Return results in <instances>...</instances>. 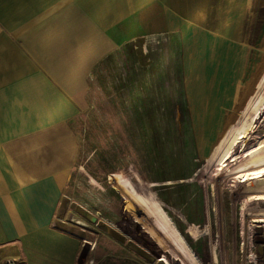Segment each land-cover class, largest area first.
<instances>
[{
	"label": "rangeland",
	"instance_id": "rangeland-1",
	"mask_svg": "<svg viewBox=\"0 0 264 264\" xmlns=\"http://www.w3.org/2000/svg\"><path fill=\"white\" fill-rule=\"evenodd\" d=\"M186 46L137 38L93 67L53 219L80 240L77 264H264V59L206 146Z\"/></svg>",
	"mask_w": 264,
	"mask_h": 264
},
{
	"label": "crops",
	"instance_id": "crops-1",
	"mask_svg": "<svg viewBox=\"0 0 264 264\" xmlns=\"http://www.w3.org/2000/svg\"><path fill=\"white\" fill-rule=\"evenodd\" d=\"M166 35L187 45V114L211 140L260 74L264 0H0V264H77L80 240L53 223L70 123L100 59Z\"/></svg>",
	"mask_w": 264,
	"mask_h": 264
},
{
	"label": "bare ground",
	"instance_id": "bare-ground-1",
	"mask_svg": "<svg viewBox=\"0 0 264 264\" xmlns=\"http://www.w3.org/2000/svg\"><path fill=\"white\" fill-rule=\"evenodd\" d=\"M260 159V158H259ZM261 160H262V158H261ZM255 162V161H254ZM262 162V161H261ZM248 165V164H247ZM253 168V167H252ZM74 221V220H73ZM256 222H261L262 221V219L261 218H258V219H256L255 220ZM76 222V221H75Z\"/></svg>",
	"mask_w": 264,
	"mask_h": 264
},
{
	"label": "water",
	"instance_id": "water-1",
	"mask_svg": "<svg viewBox=\"0 0 264 264\" xmlns=\"http://www.w3.org/2000/svg\"><path fill=\"white\" fill-rule=\"evenodd\" d=\"M256 231H258V229H256Z\"/></svg>",
	"mask_w": 264,
	"mask_h": 264
}]
</instances>
